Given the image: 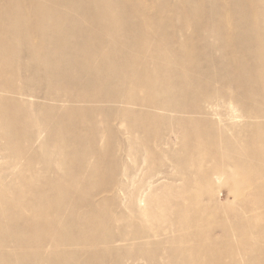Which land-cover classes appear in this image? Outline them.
<instances>
[{
    "label": "rangeland",
    "instance_id": "obj_1",
    "mask_svg": "<svg viewBox=\"0 0 264 264\" xmlns=\"http://www.w3.org/2000/svg\"><path fill=\"white\" fill-rule=\"evenodd\" d=\"M137 1L0 0V95L11 96L10 93L16 89L24 90L23 105L29 114L19 123L18 129L22 135L31 137L29 144L35 143L34 149L42 154L43 159L36 165L37 169L47 177L56 176L49 171L52 168H58L62 171L59 174L63 173V176L84 171L92 185L85 189L89 198L84 199L82 205L88 201L106 200L107 214L119 215L124 209L130 218L147 224L149 232L153 233L151 243L145 246L139 245L137 240L120 241L116 242L118 249H106L105 242L99 239L93 258L89 254H78L70 258L61 248L65 264H154L150 256H158L164 264L168 255L170 257L172 254L166 249L168 240L182 225L175 226L173 230L167 225L170 213L166 206L168 201L163 198L169 196L172 187L188 188L183 178H186L190 168L178 164L177 158L196 151L204 152L211 142H226L229 148L233 145L242 152H248L245 142L232 140L234 132L226 129L246 128L244 122L247 119L242 107L244 103L264 106V77L258 72V62L254 64L253 61L263 60L264 55L256 51L255 47L252 49L243 43H254L256 40V29L248 25L247 17L243 15L254 10L255 0ZM43 14L44 18L41 19ZM229 21L241 22L242 25L234 26ZM138 22L144 31L151 34L148 37L149 47L158 44L168 56L164 61L168 62L174 54L184 60L175 68L167 69L163 66L157 69L174 78V85H177L173 92L176 95H169L163 83L161 85L157 80L145 78L138 86L146 94L145 101L140 103L135 97H126L127 88H137L128 79L113 76L109 82L102 81L100 74L86 65L90 57L102 56L104 61L114 66L110 74L118 70L117 73L121 74L122 71L128 77L131 73L144 74L145 69L143 71L140 68H154L156 64L152 60L148 61L133 53L141 35L136 27ZM215 23L225 28L222 39L218 38ZM184 24H190L191 27ZM210 25L212 27L208 28ZM262 27L257 31L262 32ZM226 29L236 32L231 31L228 36ZM204 36L209 37L210 41H203ZM91 37H96L95 41L100 44L95 50L91 46L78 48L73 45L76 42L81 44ZM227 38L230 42L224 43L222 51L233 53L232 64L222 63V53L218 50ZM233 39L241 43L236 45ZM41 40L44 46L39 45ZM33 51L36 53L33 54ZM45 53L48 54L46 58L43 57ZM127 56L131 60L129 66L123 64ZM217 58L219 63L216 65ZM80 64L86 65L87 70L75 71ZM133 65L139 68L134 70ZM96 70L105 72L106 66L101 64ZM199 72H204V75ZM230 74L233 82L220 80ZM41 80L42 88L39 90L36 84ZM186 82H190L189 93L185 87ZM88 83L95 89L100 88L101 93L104 92L101 99L94 94L76 100H53L44 96L45 89L50 88L59 95H65L68 92L75 93ZM243 84L247 86V91L236 93L233 85L236 87ZM110 96L122 99L121 104L103 99ZM174 101L185 107L161 108L162 103L170 102L174 105ZM93 103L98 105L93 107ZM51 105L63 106L65 110L70 107L71 110L64 115L56 113L53 117L39 116L42 107L48 108ZM93 108L97 109L95 113ZM121 109L126 112L123 116H114L109 123L106 121L111 111L117 114ZM189 118L197 119L201 127L206 128L193 140L186 139L192 132L183 123ZM59 128L64 129L63 143L57 138ZM247 131H252V128H247ZM153 132L159 134L156 136ZM37 135L41 137L38 139ZM163 141L168 144H163ZM73 143L86 147V157L71 160L64 156L68 160L60 165L61 146L66 151L72 150ZM119 144L125 146L123 151L119 150ZM0 150L4 154V157L0 156V167H5L0 168V175L7 176L13 170L32 173L24 163H11L10 148L3 139H0ZM259 158L260 155L254 154L252 162L240 163L236 173L229 168L235 165L234 161L227 158L222 150H214L199 158L201 173L193 174L187 196V201L195 207V211L202 216L204 210L201 209V193L203 195L209 184L212 169L221 168L225 176L219 179L214 174L212 179V187L216 189L220 205L228 206L230 210H239L240 213L247 211L254 218L256 228L250 230V223L245 227L239 220L237 225L243 226L241 231L230 229L224 232L223 227L229 222L227 216L210 215L199 225L194 224L190 232L214 235L224 244H211L208 249H203L196 240L180 239L176 243L177 248H189L195 253L190 261H202L203 264H252L257 254H246L245 251L250 247L264 248V219L257 217L259 214L264 215V189L256 187L262 179L258 177ZM125 164L129 169L127 176L122 174ZM120 182L125 184L128 195L119 190ZM204 185L206 187L202 191ZM140 194L145 196L144 205L138 203ZM232 194L233 200L230 197ZM246 194L251 195L247 203L244 202ZM125 202H128L131 209L126 207ZM150 202V210L145 211L144 207ZM137 206L144 213L132 210H138ZM123 224L120 222L109 229L120 234ZM159 241L161 243H156ZM0 258L4 259L5 255L0 254ZM45 259L42 264H49L50 260ZM188 261L181 258L178 264H190Z\"/></svg>",
    "mask_w": 264,
    "mask_h": 264
},
{
    "label": "bare ground",
    "instance_id": "obj_2",
    "mask_svg": "<svg viewBox=\"0 0 264 264\" xmlns=\"http://www.w3.org/2000/svg\"><path fill=\"white\" fill-rule=\"evenodd\" d=\"M137 2H139V0ZM243 15L247 17L248 25L252 28H255L257 32L254 43L252 41H243V43L249 45L252 49L255 47L256 51L264 55V1L255 0L254 10L251 13L247 12ZM42 18H44V14L41 19ZM229 22L234 26L242 25L241 22ZM136 24V27L140 30L141 35L137 41L139 45L133 53L134 55L143 56L148 61L152 60L156 64L154 68H140L143 71L145 69L144 74L136 75L131 73V76L128 77L125 76L122 71L121 74L117 73L118 70L115 71L114 74H110V72L113 71L114 66L110 62L104 61L102 56L90 57V61L86 65H89L91 69L100 74L102 81L105 80L109 82L113 76L128 79L129 82H131L137 88H127L128 90L126 89V97H135L137 102L139 101L140 103H143L146 99L145 92L138 89V86L143 83L145 78H152L154 81L157 80V82L161 85L163 83V87L168 90L167 93H169V95L170 93L176 95L173 92L174 86L177 85V83L174 85V78L171 75L168 76L160 73L157 69H160V67L163 66L167 69L175 68L181 64V61L184 60L180 57L178 58L174 54V56L168 62L164 61L168 56L166 57V55L163 53L164 51L161 50L158 44H156L154 47H149L148 37L151 34L149 35L147 30L144 31L142 29L140 22ZM184 25L191 27L190 24ZM212 25H210L208 28H211ZM215 25L218 38L222 39L225 35V28L222 25L218 26L217 23H215ZM262 25V32H258L257 29L261 30ZM108 28L111 29L110 27ZM233 29H226L228 36L230 35L231 31L232 33L236 32L233 31ZM42 37L45 38L47 36ZM108 37H111V35H108ZM95 39L96 37H91L81 44L76 42L73 45L78 48L91 46L92 49L95 50L100 45L97 41H95ZM202 40L205 42L210 41L209 37L207 36H204ZM43 42L44 41L41 40L39 42L41 44L39 45L44 46ZM229 42L230 39L227 38L226 41H224L218 48L220 54L222 53L221 62L225 64H228L229 62V64H232L234 56L233 53L230 54L228 51H222L224 43L228 44ZM232 42H234L236 45L241 43L237 39H233ZM163 46L165 47L166 44ZM172 51L170 50V52ZM35 53L36 52L33 51V54ZM37 56L38 55H34L33 57ZM43 57H48V54H43ZM129 59V56L124 57L123 64H127L129 66L131 62ZM218 60L219 58H217L216 65L219 63ZM253 61L254 64L255 62H258L260 65L257 67L258 72L262 75V77H264V59L256 61L254 59ZM101 64L106 66L105 72L96 70V68L100 67ZM86 65H77L75 71L83 72L87 70ZM132 68L135 70L139 67L133 65ZM199 73L202 76L204 75V72ZM231 75L232 74H230V76L221 77L220 80H229L233 82V76ZM36 86L39 88V90H41L42 80L37 82ZM185 87L188 93L191 92L190 82H186ZM233 88L236 93L243 94L245 91H247V86L244 84L236 87L233 85ZM236 88H239L240 91L237 92ZM99 89H95L89 84L84 88H79L75 93L68 92L65 95H59L57 94L56 90L49 88L48 90H44V96L47 98L51 97L53 100H76L78 98H89L94 94L101 99L104 95V92L101 93V90ZM16 91H12L10 93L12 97L9 95H0V139H3V141L8 143V148H10L9 154L12 157L11 163H24L26 169L32 173L26 174L24 171L13 170V172L7 176L2 174L0 175V254L5 255L4 259L0 258V264H42V261L45 258L50 260L49 264H65L66 261L63 257L64 254L62 253L61 248H63L64 251L69 254L70 258L78 254L80 256L89 254V256L93 258L96 254L95 248L99 239H102L105 242L104 247L106 249H118L116 242L120 241L127 242L129 240H137L138 244L141 246L151 243V237H153V233L149 232L148 225L144 223H138L137 221L133 220L126 214L124 209L119 212V215L115 213L107 214L106 200L99 202L94 200L86 202L85 205L81 204L84 199L87 200L89 198L84 192L85 189L92 185L90 178L84 171L80 170L74 174H71L70 176H63V173L59 174L62 171H59L58 168H52L49 171L54 172L56 176L47 177L48 175H44L41 170L37 169L36 165L41 159H43V157L40 151L34 149L35 143L29 144L31 137L22 135L21 130L18 129L19 123L29 113L27 107L23 105L24 98L22 95L25 94L24 90L22 89L20 91L16 89ZM103 99L107 100V102H116L120 104L122 102V99L111 96L109 98ZM149 100L152 101L151 98ZM84 103H86V100H84ZM174 103V105H172L170 102L162 103L163 105L161 108L167 109V106H177L179 108L185 107V105L177 103L176 101H174ZM229 104L232 105V103ZM93 105V107H95L98 105V103H93ZM242 107L247 119L244 122V126L246 128H241V130L238 128H227L226 130H231L234 132L232 140L236 142H245V144L248 146V152H242L233 145L229 148L226 142H211L204 152L199 153L196 151L187 156H180L177 158L178 164H181L184 167L187 165L190 168L186 178L182 177L183 179H186L185 182L187 183L186 185L188 188L181 189L172 187L170 188L169 196L163 198L164 201H168L166 206H168L167 210L170 213V217L167 220V225L170 226L171 230H173L175 226L182 225V228H180L181 230L177 229L178 232L168 240L169 245L166 249L169 254H172H170V257L168 255V258L165 259L164 264H178V260L181 258L190 261V257L195 255V253H193V251L189 248L180 249L176 247V243H178L180 239L186 238L196 240L198 241L196 243H198L203 249H208L211 244H224L222 240L215 237L214 235H209L208 233L199 231L193 233L190 232V229L194 224L199 225L210 215L227 216L229 222L223 227L224 232H229L230 229L241 231L243 226L237 225L239 220L244 223L245 227L250 223V230L256 228L254 218L249 216L247 211L240 213L239 210H230L228 206L220 205V201L216 194V189H213L212 187V179L214 176L219 179L222 176H225L226 173L225 171H222L223 169L221 168L216 170L214 168L212 169L213 175H216H211L212 177L206 190L204 191L203 195L201 193L203 198V200H201V209L204 210L203 214H201L202 216H200L199 212L195 211V207L190 204L189 201H187V196L190 190L189 183L192 180L193 174L201 173L202 166L199 162V158L210 154L214 150H222L227 158L234 161L235 165L229 167L230 171H233V173H236V170L240 168V163L252 162L254 154L260 155V158L257 160V166L259 169L258 177H261L262 179L260 183L256 185V187L257 189H264V106L244 103ZM70 110V107L65 110L63 106L51 105L48 108L42 107L40 109L41 112H39V116L53 117L56 113L64 115L68 114ZM93 110L94 113L97 111L95 108H93ZM53 112L55 113L51 115ZM125 113L126 112H124L123 109H121L120 113L117 114H114V111H111L106 118V121L109 123L111 121L110 119H113L114 116H123ZM159 117L162 118V115L159 114ZM183 123L185 126H188L187 129L191 130L192 132L191 135L186 136L187 140H193L201 130L206 129L202 128L198 120L194 118H189ZM209 125L211 126L210 123ZM247 128H252V131H247ZM59 133L60 134L57 135V138H60V141L63 143L65 140L64 129L59 128ZM153 133L156 136L159 134L158 132ZM37 137L39 139L41 136L37 135L36 138ZM32 141L33 139H31V142ZM162 143L165 145L168 144L167 141H163ZM63 146L65 145L63 144ZM71 146H73V149H68L67 151L61 146V156L59 154L60 160L58 161L60 165L65 164V160L68 159L78 160L86 157L84 152V149L86 148L85 146L78 145L77 143H73ZM119 148V150L123 151L125 146L119 144ZM0 156L4 157L2 150H0ZM64 156L68 157V159H66ZM171 158L172 157H170V159ZM0 168L5 169V167ZM128 170L129 169L125 164L122 171L123 176H127ZM118 186L121 192L123 191L124 194L128 195V192L125 190V184L120 182ZM205 187L206 186L204 185L202 191L205 189ZM230 197L233 200L234 195L232 194ZM250 200L251 195L249 196V194H246L244 197V202L247 203ZM127 203L126 207L131 209V206L127 205ZM138 203L139 205L145 204V196L143 194L139 195ZM150 205L151 202L148 206L146 205L144 207V209L146 208L145 211L150 210ZM132 210L137 213H144L142 208L139 207L138 210L135 208H132ZM41 211H46L47 213L41 214ZM257 217L264 219V215L262 214H259ZM120 222L124 223L122 225L121 233H113V230H110L109 228L112 226L115 227ZM116 236L118 237L117 240ZM156 243H161V241ZM249 252H255L257 254L252 264H264V259L262 260V258H264V248L250 247L247 249V251H245V253L247 254ZM166 257L167 255H165V258ZM216 259L219 258H214L213 260ZM150 260H153L154 264H163L161 263V259L158 258V256H150ZM46 261L47 260L45 259V263ZM189 263L203 264L202 261L197 260L190 261Z\"/></svg>",
    "mask_w": 264,
    "mask_h": 264
}]
</instances>
